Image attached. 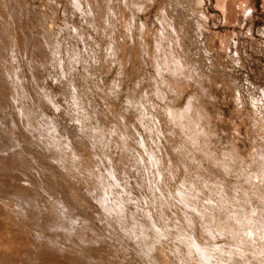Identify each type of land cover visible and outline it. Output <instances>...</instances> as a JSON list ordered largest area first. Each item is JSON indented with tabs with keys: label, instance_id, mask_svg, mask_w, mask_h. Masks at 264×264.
Instances as JSON below:
<instances>
[{
	"label": "rangeland",
	"instance_id": "374dc122",
	"mask_svg": "<svg viewBox=\"0 0 264 264\" xmlns=\"http://www.w3.org/2000/svg\"><path fill=\"white\" fill-rule=\"evenodd\" d=\"M0 264H264V0H0Z\"/></svg>",
	"mask_w": 264,
	"mask_h": 264
},
{
	"label": "bare ground",
	"instance_id": "6f19581e",
	"mask_svg": "<svg viewBox=\"0 0 264 264\" xmlns=\"http://www.w3.org/2000/svg\"><path fill=\"white\" fill-rule=\"evenodd\" d=\"M160 59V58H159ZM179 65V64H178ZM157 175V174H156ZM113 177V176H112ZM187 196V195H186ZM195 207V206H194ZM263 219V218H262ZM188 221V220H187ZM156 226V225H155ZM198 244V243H197ZM200 247V246H199ZM159 248V247H158ZM198 248V247H197ZM84 251V250H83ZM92 251V250H91ZM94 251V250H93ZM85 252V251H84ZM200 252V251H199ZM168 262V261H167ZM209 263V262H208Z\"/></svg>",
	"mask_w": 264,
	"mask_h": 264
}]
</instances>
